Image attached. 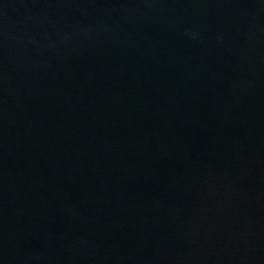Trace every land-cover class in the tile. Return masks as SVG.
Instances as JSON below:
<instances>
[{"label":"water","instance_id":"1","mask_svg":"<svg viewBox=\"0 0 264 264\" xmlns=\"http://www.w3.org/2000/svg\"><path fill=\"white\" fill-rule=\"evenodd\" d=\"M0 264H264V0H0Z\"/></svg>","mask_w":264,"mask_h":264}]
</instances>
